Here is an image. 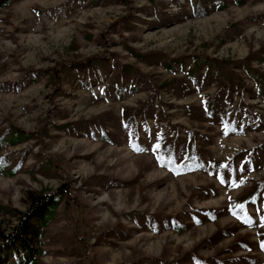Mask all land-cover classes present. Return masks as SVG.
Returning <instances> with one entry per match:
<instances>
[{
	"label": "rangeland",
	"instance_id": "rangeland-1",
	"mask_svg": "<svg viewBox=\"0 0 264 264\" xmlns=\"http://www.w3.org/2000/svg\"><path fill=\"white\" fill-rule=\"evenodd\" d=\"M61 186L23 263L264 264V0L1 10L3 228Z\"/></svg>",
	"mask_w": 264,
	"mask_h": 264
},
{
	"label": "trees",
	"instance_id": "trees-1",
	"mask_svg": "<svg viewBox=\"0 0 264 264\" xmlns=\"http://www.w3.org/2000/svg\"><path fill=\"white\" fill-rule=\"evenodd\" d=\"M16 0H0V11L8 8ZM10 141L13 144L20 143L25 139H29L27 134L24 135L16 129L11 135ZM12 174L13 171H10ZM257 191L264 190V186L256 187ZM67 187L61 186L56 192L34 191L28 192V208L24 212L16 215L18 219L13 223L10 230L3 228L0 223V264L9 262L12 255L17 258L18 264H29L21 260H33L38 252L42 254V250H38L37 244L41 237V227L46 226L52 217L62 195L68 193ZM22 258H21V257Z\"/></svg>",
	"mask_w": 264,
	"mask_h": 264
},
{
	"label": "snow or ice",
	"instance_id": "snow-or-ice-1",
	"mask_svg": "<svg viewBox=\"0 0 264 264\" xmlns=\"http://www.w3.org/2000/svg\"><path fill=\"white\" fill-rule=\"evenodd\" d=\"M156 148H159V145H156ZM158 159H159V157H158ZM240 207H243V205H240Z\"/></svg>",
	"mask_w": 264,
	"mask_h": 264
}]
</instances>
